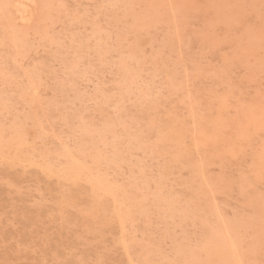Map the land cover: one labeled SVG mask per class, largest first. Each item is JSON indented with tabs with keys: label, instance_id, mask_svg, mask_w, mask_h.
I'll list each match as a JSON object with an SVG mask.
<instances>
[{
	"label": "rangeland",
	"instance_id": "374dc122",
	"mask_svg": "<svg viewBox=\"0 0 264 264\" xmlns=\"http://www.w3.org/2000/svg\"><path fill=\"white\" fill-rule=\"evenodd\" d=\"M0 264H264V0H0Z\"/></svg>",
	"mask_w": 264,
	"mask_h": 264
},
{
	"label": "bare ground",
	"instance_id": "6f19581e",
	"mask_svg": "<svg viewBox=\"0 0 264 264\" xmlns=\"http://www.w3.org/2000/svg\"><path fill=\"white\" fill-rule=\"evenodd\" d=\"M21 13V12H20ZM18 146V145H17Z\"/></svg>",
	"mask_w": 264,
	"mask_h": 264
}]
</instances>
